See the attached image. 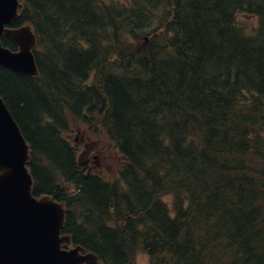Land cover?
Masks as SVG:
<instances>
[{"label": "trees", "instance_id": "1", "mask_svg": "<svg viewBox=\"0 0 264 264\" xmlns=\"http://www.w3.org/2000/svg\"><path fill=\"white\" fill-rule=\"evenodd\" d=\"M25 21L39 75L0 67V97L72 242L97 264H264V0H23ZM69 119L106 130L115 179L82 171Z\"/></svg>", "mask_w": 264, "mask_h": 264}, {"label": "water", "instance_id": "2", "mask_svg": "<svg viewBox=\"0 0 264 264\" xmlns=\"http://www.w3.org/2000/svg\"><path fill=\"white\" fill-rule=\"evenodd\" d=\"M21 7V0H0V38L4 35L16 46H4L0 39V67L37 76L36 34L29 23L10 26ZM29 159V144L0 97V264L97 262L96 254L72 245L70 235L61 233L64 202L32 194Z\"/></svg>", "mask_w": 264, "mask_h": 264}, {"label": "rangeland", "instance_id": "3", "mask_svg": "<svg viewBox=\"0 0 264 264\" xmlns=\"http://www.w3.org/2000/svg\"><path fill=\"white\" fill-rule=\"evenodd\" d=\"M105 2L129 3V0H104ZM236 22L244 30L251 34L257 27V17L244 12L237 13ZM70 120V129L64 136L76 148V160L79 167L86 173H96L106 180L115 179L118 169L122 164L123 157L119 154L116 146L110 141L106 130L96 122L91 128L87 123ZM96 155V157H94ZM164 199L170 202L171 197ZM135 264H147V256L139 253Z\"/></svg>", "mask_w": 264, "mask_h": 264}, {"label": "bare ground", "instance_id": "4", "mask_svg": "<svg viewBox=\"0 0 264 264\" xmlns=\"http://www.w3.org/2000/svg\"><path fill=\"white\" fill-rule=\"evenodd\" d=\"M222 1V0H221ZM219 5V4H218ZM223 31V30H222ZM171 34V33H170Z\"/></svg>", "mask_w": 264, "mask_h": 264}, {"label": "flooded vegetation", "instance_id": "5", "mask_svg": "<svg viewBox=\"0 0 264 264\" xmlns=\"http://www.w3.org/2000/svg\"><path fill=\"white\" fill-rule=\"evenodd\" d=\"M94 157H96V155Z\"/></svg>", "mask_w": 264, "mask_h": 264}]
</instances>
